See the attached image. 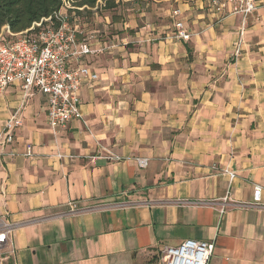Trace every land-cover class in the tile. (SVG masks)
<instances>
[{"label":"crops","instance_id":"obj_1","mask_svg":"<svg viewBox=\"0 0 264 264\" xmlns=\"http://www.w3.org/2000/svg\"><path fill=\"white\" fill-rule=\"evenodd\" d=\"M123 4L99 27L80 119L54 133L42 93H0V129L24 122L0 161V264H163L188 239L215 243L209 264H264V6Z\"/></svg>","mask_w":264,"mask_h":264},{"label":"built area","instance_id":"obj_2","mask_svg":"<svg viewBox=\"0 0 264 264\" xmlns=\"http://www.w3.org/2000/svg\"><path fill=\"white\" fill-rule=\"evenodd\" d=\"M213 5L224 7L232 5L233 13H250L264 6V0H212ZM101 2L94 7H77L72 0H62L61 7L50 17L35 22L29 29L12 36L0 34V93L14 85L20 88L23 97L29 99L36 91L42 93L47 100L48 126L54 133L80 119L81 92L86 81H96L99 73L89 64V58L105 50L97 27L90 28L87 21V10L92 12L96 25L100 17ZM246 28L240 30L239 45L242 44ZM173 36L177 39L189 40L191 32L182 20L175 21ZM240 47L236 50V56ZM24 126L20 110L12 113L2 129H0V161L5 155L14 154L8 150L15 139L17 131ZM34 155L33 145L26 144L23 153ZM61 157V155H59ZM119 160L118 155L109 156ZM138 164L145 168L149 165L146 157H137ZM230 179H234V171L225 169ZM263 187L256 185L254 202L250 206H258L262 201ZM226 207L220 209L225 214ZM12 232L8 225L0 233V247ZM213 241L188 239L179 246H165L160 253L163 264H209L215 251Z\"/></svg>","mask_w":264,"mask_h":264},{"label":"trees","instance_id":"obj_3","mask_svg":"<svg viewBox=\"0 0 264 264\" xmlns=\"http://www.w3.org/2000/svg\"><path fill=\"white\" fill-rule=\"evenodd\" d=\"M77 7H94L101 2L99 14L104 11H112L117 8L124 0H72ZM194 1V0H183ZM62 5V0H0V34L6 27L15 36L29 29L35 22L43 18L52 16ZM86 15L92 12L87 10ZM101 16V14H100ZM116 22L119 18L112 17ZM101 25L96 23L99 30ZM100 32V30H99Z\"/></svg>","mask_w":264,"mask_h":264},{"label":"rangeland","instance_id":"obj_4","mask_svg":"<svg viewBox=\"0 0 264 264\" xmlns=\"http://www.w3.org/2000/svg\"><path fill=\"white\" fill-rule=\"evenodd\" d=\"M124 7H125V4H123V3H120V5L117 7V8H115L114 10H108V11H104V12H102V13H100L101 14V16L99 17V19H98V23L100 24V25H103V24H109V23H107V20H106V16H108V17H114L115 19L116 18H119L118 19V21H116V22H114V23H117V22H120V20H121V17L119 16V13H121L120 11H122L123 9H124ZM136 8H140V6L138 7H136ZM136 15L139 13V11H135L134 12ZM87 21L91 24V26H90V28H94V27H96V25L93 23V19H92V16L91 15H87ZM110 22H112V20H109ZM108 21V22H109ZM113 23V24H114ZM110 26V25H109ZM3 34L4 35H8V36H11V37H15V36H12L10 33H9V29H7L6 27L3 29Z\"/></svg>","mask_w":264,"mask_h":264}]
</instances>
